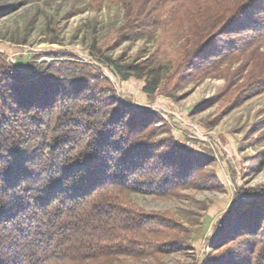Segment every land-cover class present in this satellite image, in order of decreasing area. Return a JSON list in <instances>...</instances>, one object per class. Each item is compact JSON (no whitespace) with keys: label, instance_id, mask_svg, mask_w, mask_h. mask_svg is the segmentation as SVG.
Returning a JSON list of instances; mask_svg holds the SVG:
<instances>
[{"label":"trees","instance_id":"trees-1","mask_svg":"<svg viewBox=\"0 0 264 264\" xmlns=\"http://www.w3.org/2000/svg\"><path fill=\"white\" fill-rule=\"evenodd\" d=\"M105 2L125 12L113 41L150 36L180 11L197 9L195 39L176 57L170 85L185 72L242 61L244 80L228 102L264 93V0L92 5ZM158 86L154 81L145 92ZM153 118L131 113L88 64L65 60L24 69L0 55V264L104 263L182 247L175 218L131 199L133 192L163 195L202 170L178 144L156 140ZM215 246L220 250L207 264H264L263 192L247 193L245 201L237 192Z\"/></svg>","mask_w":264,"mask_h":264},{"label":"rangeland","instance_id":"rangeland-1","mask_svg":"<svg viewBox=\"0 0 264 264\" xmlns=\"http://www.w3.org/2000/svg\"><path fill=\"white\" fill-rule=\"evenodd\" d=\"M92 1L0 0V55L24 69L65 60L97 68L131 113L154 115L157 141L178 144L198 158L202 170L194 181L163 195L131 194L145 211L175 218L182 247L90 264H207L220 250L215 242L237 192L243 201L247 193H264V93L228 102L244 80L242 61L185 72L168 83L179 52L195 39L197 9L180 11L173 24L150 36L113 41L112 33L124 23V8L106 2L95 8ZM154 81L159 86L149 95L145 87ZM226 242L222 238L219 247Z\"/></svg>","mask_w":264,"mask_h":264}]
</instances>
